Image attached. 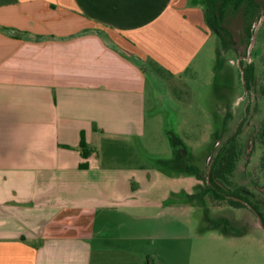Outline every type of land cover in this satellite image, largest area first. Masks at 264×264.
<instances>
[{"label": "crops", "instance_id": "crops-1", "mask_svg": "<svg viewBox=\"0 0 264 264\" xmlns=\"http://www.w3.org/2000/svg\"><path fill=\"white\" fill-rule=\"evenodd\" d=\"M205 1L0 0V264H170L150 245L186 204L94 142L144 129L148 70L183 75L214 34Z\"/></svg>", "mask_w": 264, "mask_h": 264}, {"label": "rangeland", "instance_id": "rangeland-1", "mask_svg": "<svg viewBox=\"0 0 264 264\" xmlns=\"http://www.w3.org/2000/svg\"><path fill=\"white\" fill-rule=\"evenodd\" d=\"M256 1L258 11L255 8L251 19L243 10L229 12L223 25L225 40L212 34L183 75L172 77L148 70L144 129L126 136L103 135L94 142L100 151L101 168L135 172L137 177L133 179L148 188L145 196L149 200L186 204V211H181L186 216L177 218L174 212L161 221L170 237L155 235L156 244H149L152 252L162 254L170 264H264V229L256 216L247 208L215 200L207 189L211 183L209 157L224 128L225 116L231 107L237 109L239 97L245 98L242 72L234 61L247 55L248 26L253 31L258 28V33L247 65L251 63L255 68V89L264 83V17L260 21L264 0ZM256 109L253 123L260 125L264 121L263 96ZM238 119L229 123L230 131L224 139L234 132ZM169 133L185 148L175 149ZM261 157L257 146L252 158L239 163L232 179L236 185H246V177L253 175L258 184L264 185V173L259 168ZM247 186L264 199L255 183ZM152 223L157 226V222ZM183 233L185 238H177Z\"/></svg>", "mask_w": 264, "mask_h": 264}, {"label": "flooded vegetation", "instance_id": "flooded-vegetation-1", "mask_svg": "<svg viewBox=\"0 0 264 264\" xmlns=\"http://www.w3.org/2000/svg\"><path fill=\"white\" fill-rule=\"evenodd\" d=\"M254 32V31H253ZM251 43V42H250ZM250 46V45H249ZM249 49V48H248ZM248 55V51H247ZM247 55L239 56L243 57V63L241 62L242 66H250L251 63L247 65ZM252 56V51H251ZM251 58V57H250ZM237 61V60H236ZM245 70V68H244ZM245 81L244 83V89H245V98L240 99L237 103V106H235L237 109H233L231 107V111H229L226 114V118L223 122L224 128L220 131V137L215 143V149L212 150L209 162L210 167L208 170V179H211L212 176V169L214 166V163L216 159L222 155L223 152H225L229 147H231L233 144L238 145L242 147V155L240 156V162L242 160H246L249 157H253L255 148L257 147L256 142V135L259 129V125H254V120L257 115L256 108L258 105V102L262 98V95L260 93V89L256 90V76L255 80H247L246 79V71H245ZM241 103H244L242 107H240ZM242 108V109H241ZM237 117L238 123L236 125V128L234 129V132L230 133L225 139L223 138L226 133H229V123L233 122ZM250 129H252L250 131ZM223 138V139H222ZM223 140V144L220 143V141ZM245 143L247 144L246 149H244ZM250 150V152H249ZM237 171V170H236ZM235 171V172H236ZM235 172L229 176V180L224 181H214L213 184L207 185V189L214 195L215 193H221L223 194L226 199H233L235 201H238L242 203L245 208L249 209L257 218L258 224V216L262 218V222L264 224V199L261 197H258L255 195V193L250 189V187L247 186V184H250L251 182L255 183L256 189L259 191H262L264 193V185L258 184L259 181H255V175H253L251 178L249 176L246 177V185H236L234 181L232 180L234 177ZM256 174V173H255ZM247 203L248 207L245 203ZM260 226V225H259Z\"/></svg>", "mask_w": 264, "mask_h": 264}, {"label": "trees", "instance_id": "trees-1", "mask_svg": "<svg viewBox=\"0 0 264 264\" xmlns=\"http://www.w3.org/2000/svg\"><path fill=\"white\" fill-rule=\"evenodd\" d=\"M207 5V13H206V21L208 26L212 29L214 34H217L221 41L225 40V33L223 32L224 21L229 14V12L236 13L240 10H243L245 16L249 19L255 16L254 10L258 7V3L256 0H206ZM255 11V12H256ZM247 36L249 37V45L252 39L253 30L251 26H248L246 29ZM227 36V35H226ZM246 71V79L247 80H255V68L253 65L244 66ZM260 93L264 98V83L260 87ZM169 137L171 140V144L175 149H182L184 147V143L177 139V137L172 136L169 133ZM256 142L259 149L262 151V157L260 161V171L264 173V121L260 123L259 129L256 135ZM185 148V147H184ZM183 148V149H184ZM242 147L233 144L229 147L225 152L220 155L213 166L212 176H211V184L216 181H224L229 180V176H231L238 168L240 163V156L242 155ZM93 152H95L94 148L89 147L84 139L81 143V154L84 159H88ZM82 169H87L88 164L83 163L80 165ZM209 185V184H208ZM210 186V185H209ZM211 191V190H210ZM209 191V194L217 201L226 200L231 207L234 208H245V206L233 199H226V197L221 193H215L214 195ZM145 264H155L153 258L148 257L145 261Z\"/></svg>", "mask_w": 264, "mask_h": 264}, {"label": "water", "instance_id": "water-1", "mask_svg": "<svg viewBox=\"0 0 264 264\" xmlns=\"http://www.w3.org/2000/svg\"><path fill=\"white\" fill-rule=\"evenodd\" d=\"M263 17H264V11L262 13V16H261L260 21L263 19ZM257 33H258V28H256L254 30V32H253L252 39H251V43H250V46H249V49H248V55H247L246 59H248V58L251 57V51H252L253 45L256 42ZM241 58H243V57H239V59L237 61H234V63H237L239 65V67L241 69V72H242V78L244 80V83H246V81H245V70H244V67L241 64ZM249 152H250V150H249ZM245 204L252 209V207L249 206L247 203H245ZM258 220H259V225L264 229V224H263L262 218L260 216H258Z\"/></svg>", "mask_w": 264, "mask_h": 264}]
</instances>
